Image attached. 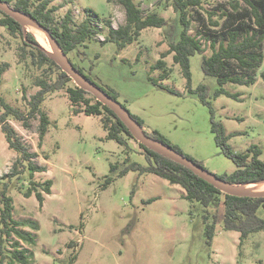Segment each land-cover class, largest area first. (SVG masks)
Returning a JSON list of instances; mask_svg holds the SVG:
<instances>
[{
  "label": "rangeland",
  "instance_id": "374dc122",
  "mask_svg": "<svg viewBox=\"0 0 264 264\" xmlns=\"http://www.w3.org/2000/svg\"><path fill=\"white\" fill-rule=\"evenodd\" d=\"M135 2L145 16L156 13L169 26L175 25L170 0ZM50 7L56 8L53 16L57 24L67 12L75 25L91 17L92 25L101 32L79 49L85 52L83 61L74 54L72 60L100 88L116 93L117 102L142 120L145 131H157L214 175L232 173L234 164L215 144L209 109L193 93L205 85L214 121L223 128L232 151L245 154L256 147L258 160L264 163V81L259 77L264 61L253 85L221 86L237 95L236 99L226 95L215 98L220 86L201 70L203 59L211 53L207 32L218 35L219 41L224 31L221 26L232 12L225 0L204 1L201 9H191L190 35L200 41L203 50L189 59L191 92L172 54L164 58L162 68H152L160 54L168 51L163 29L143 30L121 51L113 43H100L106 32L104 21L111 22L113 28L124 24V9L116 0H53ZM243 8L246 5L241 3ZM213 22L218 25L213 27ZM26 32L34 37L33 32ZM5 63L8 69L0 74V97L25 114L26 101L38 90L33 81L42 76L43 69L31 65L29 50L22 51L19 35L10 36L0 27V67ZM163 74L166 77L161 79ZM40 109L50 121L41 146L38 119L31 120L27 128L14 120L8 124L26 150L36 154L31 161L45 167V172L34 174L32 180L52 182L41 205L34 195L24 197L30 187L27 162L19 163V156L8 149L0 130V177L10 173L14 163L18 170L6 181L13 216L38 224V230L32 232V264H264V232L249 234L239 246V233L222 230V206L210 247L204 236V210L185 200L180 187L139 171L120 176L132 163L147 165L138 142L129 140L127 147H122L108 140L101 118L75 113L64 90L48 95ZM111 166L116 170L111 171Z\"/></svg>",
  "mask_w": 264,
  "mask_h": 264
},
{
  "label": "trees",
  "instance_id": "16d2710c",
  "mask_svg": "<svg viewBox=\"0 0 264 264\" xmlns=\"http://www.w3.org/2000/svg\"><path fill=\"white\" fill-rule=\"evenodd\" d=\"M52 1L0 0V2L7 3L13 9L27 15L37 25L46 29L77 72L100 88L89 77V73H85L84 69L72 60L73 54L80 61L84 60L85 52L79 49L86 47L87 42L96 39L101 32L100 29L92 25L91 17H86L79 24H73L70 12L65 14L59 24L55 23L53 13L56 8L50 7ZM108 1L110 2L111 0ZM204 1L210 0H170V6L176 15V19L175 25L169 26L167 20L156 13L145 16L135 0H116L124 9V24L113 28L111 22L104 21L106 32L104 39L100 43H113L117 51H121L127 45L136 41L143 30L147 28L163 29L164 36L168 40V51L160 54L159 61L152 68H162L164 66V58L172 54V60L180 66L182 75L186 80L187 89L191 92L189 59L197 53H203L200 41L190 35L192 24L191 9H201ZM225 1L232 12L228 14L225 24L221 26L224 31L222 33L218 32L221 34L218 37L219 41L216 40L218 35H213L210 31L207 32V41H209L211 53L209 57L203 59L201 70L204 75L214 77L220 86L214 92L215 98L220 95H226L236 99L237 95L229 94L221 86L228 83L238 85L254 84L257 70L264 61V0ZM241 3H244L246 8L241 9ZM0 16V27L5 29L10 36L19 35L22 51H24V48L29 50L31 65L36 70L43 69L41 72L42 76L33 81V85L38 90L26 101L27 112L25 114L13 108L0 97V130L8 149L19 156V163L27 162L29 170L30 187L24 193V197L29 198L34 195L41 205L43 194L50 193L52 182L47 180L37 183L32 180L34 174L45 172V167L35 165L31 161L37 157L36 154L29 153L26 150L8 124L9 120H14L20 123L22 127L27 128L31 120L38 119V139L39 146H41L50 121L47 115L41 111L40 106L48 95L64 90L71 109L75 113L101 118V125L106 132L108 140H113L118 145L127 147L128 141L134 139L124 124L108 107L76 87L72 80L47 55L36 39L26 32V29L1 11ZM217 25V22L212 23L213 27ZM7 69L8 64H3L0 67V74L5 73ZM91 69L92 66L89 67L88 72ZM165 77L166 74H163L160 78L164 79ZM259 77L264 81V71H261ZM153 83L157 85L156 82ZM100 89L112 100L117 101V95L112 90ZM193 93L209 109L211 132L214 135L215 144L220 148L222 155L228 158L235 166V170L232 173L216 176L233 185L264 181V163L258 160L259 149L250 147L251 156L250 153L240 154L233 152L227 144V137L223 128L214 121L208 88L205 85H199ZM24 100H26L25 97ZM130 115L140 124L147 136L187 157L178 147L171 145L157 131H145L142 120L131 113ZM138 145L143 151L147 165L143 167L132 163L125 166L119 172V175L123 176L129 171H139L140 173L155 175L167 181L170 185L179 186L184 191L182 196L185 200L197 203L204 210L202 220L204 236L207 239L208 246L211 247L215 237L217 213L220 206L223 207L222 230L239 233V246L249 234L264 232V198L225 195L198 178L188 169L172 162L159 153L145 148L139 143ZM250 157L251 159H249ZM193 162L204 168L200 163ZM115 170L116 166H111V171ZM17 172L18 170L14 163L11 172L0 177V264H32L33 259L30 247L35 245V237L32 232L38 230V224L34 221L16 220L13 216V200L6 193L8 187L6 181L15 176ZM108 182L109 179L106 180V183ZM25 228L30 229L31 232L25 231Z\"/></svg>",
  "mask_w": 264,
  "mask_h": 264
},
{
  "label": "water",
  "instance_id": "95a60500",
  "mask_svg": "<svg viewBox=\"0 0 264 264\" xmlns=\"http://www.w3.org/2000/svg\"><path fill=\"white\" fill-rule=\"evenodd\" d=\"M0 11L11 19H13L24 29H26V25H32L35 28L41 30L45 34L52 49V52H48L39 44L42 49L47 53V55L54 61V63L60 68V70L72 80L76 87L90 94L93 98H95L96 101L108 107L114 113V115L122 122V124H124L131 137L136 142L143 145L145 148L155 153H159L160 155L171 160L172 162H175L180 166L188 169L198 178L202 179L203 181L213 186L215 189L225 195L235 197L264 198V191L251 192L241 188L242 186L249 184L233 185L227 183L224 180L219 179L216 175L206 171L204 168L200 167L189 158L179 154L170 147L165 146L164 144L159 143L147 136L143 128L138 122H136L131 117L129 111L126 108H124L117 101L112 100L100 88L96 87L89 80L83 77L79 72H77V70L61 52L55 39L46 29L37 25L27 15L13 9L7 3L0 2ZM56 48L58 49V51L56 50Z\"/></svg>",
  "mask_w": 264,
  "mask_h": 264
},
{
  "label": "bare ground",
  "instance_id": "6f19581e",
  "mask_svg": "<svg viewBox=\"0 0 264 264\" xmlns=\"http://www.w3.org/2000/svg\"><path fill=\"white\" fill-rule=\"evenodd\" d=\"M26 29L29 30L30 32H33L34 37L38 40V42L41 44V46L44 47L45 50H47L48 52H52L50 44H49L45 34L41 30L35 28L32 25H26ZM56 50L58 51L57 48H56ZM241 188L245 189L247 191H251V192H263L264 191V181L254 183V184L245 185V186H242Z\"/></svg>",
  "mask_w": 264,
  "mask_h": 264
},
{
  "label": "crops",
  "instance_id": "0c3cea01",
  "mask_svg": "<svg viewBox=\"0 0 264 264\" xmlns=\"http://www.w3.org/2000/svg\"><path fill=\"white\" fill-rule=\"evenodd\" d=\"M234 170H235V168H234ZM234 170H233V171H234ZM233 171H232V172H233ZM166 182H167V181H166ZM174 186H176V185H174ZM176 187H179V186H176ZM180 191H181L182 195H184V191H183L181 188H180Z\"/></svg>",
  "mask_w": 264,
  "mask_h": 264
}]
</instances>
